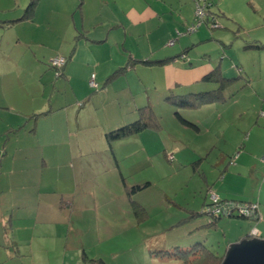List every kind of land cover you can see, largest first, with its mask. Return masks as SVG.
<instances>
[{"label": "crops", "instance_id": "1", "mask_svg": "<svg viewBox=\"0 0 264 264\" xmlns=\"http://www.w3.org/2000/svg\"><path fill=\"white\" fill-rule=\"evenodd\" d=\"M29 1L0 0V264H92L99 255L94 252L92 256L86 249L104 241L103 226L111 236L131 231L148 219L145 194L163 182L159 166H165V154L175 159L195 143L185 134L199 139L205 129L204 146L197 145L204 153L216 148L219 137L225 144H234L249 125L237 126L229 116L213 111L229 99L179 108L173 131H165L156 115L154 106H161L170 95L214 90V84L203 81L214 71L237 78L228 76L233 70L224 66L223 57L218 60L211 52L197 49L214 36L207 35L202 26L167 48L176 32L191 24V0H39L32 16L23 18ZM209 1L219 5L223 0ZM183 53L185 61L173 60ZM57 56L66 59L58 77L50 66ZM262 68L255 81L260 86L249 87L254 81L243 66L244 75L237 79H243L240 91L230 92L235 81L226 90L232 100L245 91L255 109L254 126L263 136L250 132L252 140L249 137L241 145L253 153L264 152V119L259 114L264 112ZM92 74L98 91L89 87ZM144 107L158 117L157 128L106 141V133L136 121L138 109ZM213 116H219L225 128L213 129ZM244 152L238 158L243 167ZM187 158H178L180 167L195 159ZM151 167L158 177L145 173ZM260 174L264 176V171ZM261 175L257 198L264 204ZM138 185L144 187L129 194ZM220 189L224 199L252 202L256 197L232 194L223 185ZM160 191V200H165L166 192ZM179 208L186 215L177 225L190 221V229L196 232L228 225L234 234L232 243L247 238L252 227L249 223L239 231L234 222L244 219L238 218L205 225L198 220L202 216L196 203ZM110 211L114 214L103 220ZM258 236L264 238L263 231L258 229ZM87 240L96 244L87 245ZM167 243L159 250L170 249Z\"/></svg>", "mask_w": 264, "mask_h": 264}, {"label": "rangeland", "instance_id": "2", "mask_svg": "<svg viewBox=\"0 0 264 264\" xmlns=\"http://www.w3.org/2000/svg\"><path fill=\"white\" fill-rule=\"evenodd\" d=\"M89 2H91V0H89ZM191 3L193 5V14L190 23L192 24L193 21L196 23V15L192 0ZM7 5H9V2ZM211 11L216 16L215 27L212 28V24L210 23V25L203 23L201 26L207 32V35L210 33L214 34V36H212L213 40L198 46L197 49L208 51V53L211 52V55L218 60L223 57L224 66L227 65L229 69L233 70L228 74L229 77H237L238 79L239 76L244 75V70H242L244 66L249 71L250 81H254L253 85H249V87L254 89L255 86H260V84L258 85L255 81L258 79L257 74L259 72V67L261 65L264 67V48L259 50L255 47L250 48L249 46H251V44L264 45V0H223L219 5H212ZM221 13H224V16H221ZM191 24L189 26H191ZM186 29L187 28H184L180 30V32L184 33ZM196 32L185 36H192L196 34ZM185 36H179V39ZM172 40H175V37ZM167 48L170 49L173 48V46H167ZM238 61L241 62L243 66ZM236 66L240 72L235 68ZM262 69V73H264V68ZM143 77L145 78V76ZM237 79H235V82L230 86V92L235 94L240 91L238 86L243 82V79ZM244 83L246 84L247 82L244 81ZM230 92L225 90V95ZM243 92L244 94L238 96L237 99H235L236 97L233 98V100L232 97L226 96L229 102L222 103L213 110L222 114V117L229 116L233 124L238 123L237 126L244 127L249 125L237 140L235 139L237 137H234V135L231 136V140L235 139L236 142L233 144L229 140L230 142L225 144L223 139L219 137L215 140L214 145L216 148H211L204 153H200L199 150H197V145L204 146L201 140L208 136L204 131L205 129H202L203 132H201V137L199 139H195L190 133L185 134L186 139L193 140L195 143L188 149H184L182 154L177 155L175 159L173 154H165V166H159L160 177H164L163 182L159 183V186L156 185V187L152 188V191H148L145 194L148 203L146 209L149 213V217L145 219V223H142L141 226H135L133 230L128 232H125V230H121V233L114 232L111 236L108 234L109 229L103 226L101 237L104 238V241L101 244H96L95 241L87 240V245H96L93 247L87 246L86 253L92 256V253H97L99 255L98 259H104L106 264H179V261L175 259V257L168 254L164 255L161 253L164 250H159V248L163 249L164 241H167V245L170 247L182 246L189 248L192 242L199 241L196 239L203 240L206 238V235H209L204 241V246L217 256H223L227 247L232 244V242H230V236L234 237L228 225L225 226V228L222 227V229H216L213 228V226L198 228L197 232L193 228L190 229V221L177 225L186 215L180 210V205H193L196 203L197 207L200 208L203 198L206 195L203 202L205 206L202 205L200 208L202 212V209L209 204L211 193H214L221 200H224L218 193V191H221V185L232 194L244 195L245 197L248 195H256L254 200L251 201L257 204L259 219H244L243 221H235L234 223L235 226L238 225L239 231L241 228V232H243L247 224L250 223L252 227L249 231L255 227L257 230L259 229L260 232L263 231L264 233V204L257 198V195L259 196L260 194V173L264 171V159H262L264 158V152L255 150L253 153L250 148L245 150V148L243 149L241 147L242 143L246 144V140H249V137L252 140L250 132H253V135H258L259 137H262L263 133L254 126L255 120L253 122V116H256V113H254L255 109L253 110V107H251L252 104L249 103V100L247 101L248 97L245 91ZM160 93L162 95V92ZM154 109L156 115L161 118L164 130L173 131L176 128L174 121L179 122L178 118L181 110L167 100H165V102L163 101L161 106L156 104ZM262 113L264 112H259L261 118L264 119V116L261 115ZM199 117L203 118L204 115L199 114ZM215 118L214 121L216 123L213 129L221 130L225 128L223 120H220L219 116H215ZM218 133L220 134V132ZM161 135L159 136L161 137ZM164 138L168 140L166 134ZM243 150L246 151L244 152L246 158L242 159L244 167L241 160H238ZM160 155L162 156V153ZM184 155L188 158L190 156L194 157L195 159L187 164V166L180 167L179 165L181 164L178 158H181V156L183 158ZM170 156H172V158ZM253 156L255 158H252ZM145 173L153 175L154 171L151 167L145 170ZM154 176L158 177V174L155 173ZM263 177L264 176L261 175V178ZM130 182H132V179H130ZM221 182H223V184H221ZM206 186L215 187L207 190ZM160 189L166 192L167 197L162 201L160 200ZM261 196L263 201L264 193H262ZM200 197H202V200ZM234 201L244 203L250 200ZM112 205L117 209L115 204L112 203ZM132 207L134 210V205ZM112 214L114 213L110 211V216L108 218L103 217V220L110 219ZM201 216L202 217L198 218V220L208 225L211 217H209L208 214H203ZM224 219L227 220L232 218H222V220ZM105 237H108V239L105 240ZM86 239H88L87 234H85V240ZM158 239L160 240L158 241ZM194 253L195 254L190 258V262L187 264H220L223 259L222 258L221 261L211 259L202 249H196ZM149 254L154 255L156 258H151ZM95 258L97 259V257Z\"/></svg>", "mask_w": 264, "mask_h": 264}, {"label": "trees", "instance_id": "3", "mask_svg": "<svg viewBox=\"0 0 264 264\" xmlns=\"http://www.w3.org/2000/svg\"><path fill=\"white\" fill-rule=\"evenodd\" d=\"M193 4H194V10H195V3L194 0ZM206 2H209L211 4L210 7L207 8L206 13H205V18L202 21L201 25H203V23L210 25V24H216V19H215V15L213 14V12L211 11L212 9V5L213 2L204 0ZM39 0H30L26 10H25V14L23 16V18H29L30 16H32L33 11L35 9V7L37 6ZM221 16L223 14H220ZM196 21V19H195ZM210 23V24H209ZM194 24V21L192 22L191 25ZM200 25V26H201ZM199 26V27H200ZM191 26H186V30L184 33L181 32H176L175 35V40H171L173 41V45L174 46L176 44V42L179 40V36H185V35H189L191 33L196 32V30L198 31L199 27L191 33H188L187 30ZM177 37V38H176ZM186 37V36H185ZM167 46H169V42L167 44ZM250 48H257V49H262L264 48V45L262 44H251V46H249ZM185 54H179L177 57H175V59H173L174 61L177 60H186L185 59ZM66 60V59H65ZM148 64H151V62H145ZM116 76V73L112 76L113 78ZM235 79L237 78H225L223 77L220 73H218L217 71H214L211 74H208L206 76L203 77V81L209 83V84H214L216 86V88H214V90L209 91V92H201L199 94H188V95H184V96H174V95H170L166 98V100L168 102H170L172 105L176 106L177 108H197L202 106L203 104H207V103H212V102H221L222 100L227 99L226 95H225V90L228 89V87L230 86L231 82L235 81ZM95 91H98L99 88L97 89H93ZM138 114H139V118L127 125H124L116 130L110 131L108 133L105 134V139L108 143L117 141V140H121L124 138H127L129 136L135 135L140 133L141 131L145 130V129H155L157 128L158 125V119L157 117L154 115V113L152 112L151 109H149L148 107H144V108H140L138 109ZM144 186H134L131 187L129 190V194H133L136 191H140ZM225 200V199H224ZM245 203H252V202H245ZM208 205V204H207ZM206 205V207H207ZM203 206H205V204H203ZM205 207V208H206ZM204 209H202V212L200 213V215L205 214L204 213ZM228 218H238V219H248L242 216H238V215H231ZM222 218L218 217L216 219H213L212 221L210 220L209 225H216V223L221 220ZM250 220V219H248ZM206 240H200L193 244L192 246H190L189 248H185V247H171L170 249L164 250L163 253L164 255H171L173 257H175V259H177L179 261V264H187L190 262V258L192 257V255H194V250L196 249H202L205 251V253L209 256V258L211 259H216V260H220L223 258V256H217L215 253H213L212 251H210L209 249H206V247L204 246V241ZM196 258V257H195ZM92 264H106L104 262L103 259H93L91 260ZM178 263V262H176Z\"/></svg>", "mask_w": 264, "mask_h": 264}, {"label": "built area", "instance_id": "4", "mask_svg": "<svg viewBox=\"0 0 264 264\" xmlns=\"http://www.w3.org/2000/svg\"><path fill=\"white\" fill-rule=\"evenodd\" d=\"M195 3V15H196V23L191 25V27L187 30L188 33L194 32L202 23L205 18V13L208 7L211 6L209 2L204 0H194ZM216 25V24H215ZM212 23V28L215 27ZM173 45V41L169 42V46ZM66 60L64 57L57 56L51 60L50 66L55 70V75L58 77L61 75V70L65 66ZM89 87L92 89H97L98 85L95 82V75L92 74L90 80L88 82ZM264 116V113L261 114ZM172 158V156H170ZM205 214H208L211 217V221L216 218H228L231 215H238L250 220H258V207L255 203H243L240 201L234 200H221L214 193L210 194L209 204L204 210ZM250 238L258 237V230L256 228H252L249 231Z\"/></svg>", "mask_w": 264, "mask_h": 264}, {"label": "water", "instance_id": "5", "mask_svg": "<svg viewBox=\"0 0 264 264\" xmlns=\"http://www.w3.org/2000/svg\"><path fill=\"white\" fill-rule=\"evenodd\" d=\"M220 264H264V238H245L230 244Z\"/></svg>", "mask_w": 264, "mask_h": 264}, {"label": "clouds", "instance_id": "6", "mask_svg": "<svg viewBox=\"0 0 264 264\" xmlns=\"http://www.w3.org/2000/svg\"><path fill=\"white\" fill-rule=\"evenodd\" d=\"M247 238H250V237H249V234H248V237H247ZM256 238H259V236H258V237H256Z\"/></svg>", "mask_w": 264, "mask_h": 264}]
</instances>
